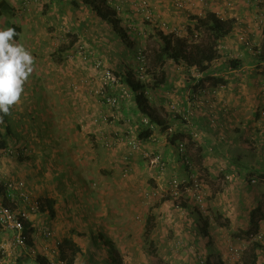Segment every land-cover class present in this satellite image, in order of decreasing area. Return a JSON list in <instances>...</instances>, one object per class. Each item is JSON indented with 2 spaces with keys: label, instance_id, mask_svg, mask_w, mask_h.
<instances>
[{
  "label": "crops",
  "instance_id": "1",
  "mask_svg": "<svg viewBox=\"0 0 264 264\" xmlns=\"http://www.w3.org/2000/svg\"><path fill=\"white\" fill-rule=\"evenodd\" d=\"M5 1L14 15L0 19V30L16 26L15 39L32 55L33 71L23 85L20 101L10 109L7 125L0 120L2 139L11 137L19 147L13 156L0 152V175L4 180H24L36 198L56 201L53 216L49 212L38 215L37 230L31 233L33 244L22 253L26 264H52L54 252L47 255L44 251L50 249L49 242L58 239L63 243L67 237L85 253L78 264H109V241L124 264H201L199 257L206 262L219 257L220 264H227L222 261L224 251L238 244L246 232L264 226V77L257 74L254 64L248 61L240 69L227 70L222 58L214 62L211 69L223 75L227 84L214 87L211 96L201 94L197 103L190 100L187 73L171 72L164 86L170 92L161 90L169 100L158 93L156 106L177 102L173 108L178 105L180 111L188 110L191 118L185 125L175 123L174 129H189L187 134L196 132L200 138L188 142L187 162L162 135L156 141L143 142L140 150L125 159L131 151L126 135L138 136L139 112L130 98L122 100L117 110L94 94L100 86L94 59L124 69L130 61L125 58L127 43L133 37L128 42L121 35L117 39L113 26L83 0H34L21 12L16 8L23 0ZM158 4L160 0H155L154 5ZM52 49L56 54L52 55ZM53 90L62 91V101L69 93V108L83 109L82 121L90 128L87 151L58 149V141L66 134L55 131L51 113L44 112L52 108L45 105L44 94ZM108 116L110 122L104 121ZM5 125L11 135H6ZM115 135L119 136L116 144L106 147L104 142ZM36 140L39 143L34 145ZM99 144L102 149L95 148ZM150 149L164 156L163 170L144 159L143 152ZM57 157L68 162L57 163ZM193 169L205 184L210 217L199 212L193 200L183 207L160 196L167 194L173 176L186 177ZM255 176L258 181L253 184L250 179ZM49 217L50 223L46 222ZM44 227H52L54 236L45 237ZM14 234L0 228V241ZM14 253L7 249L0 264H13ZM258 264H264L263 253Z\"/></svg>",
  "mask_w": 264,
  "mask_h": 264
},
{
  "label": "trees",
  "instance_id": "2",
  "mask_svg": "<svg viewBox=\"0 0 264 264\" xmlns=\"http://www.w3.org/2000/svg\"><path fill=\"white\" fill-rule=\"evenodd\" d=\"M83 1L91 6L103 20L108 21L115 29V32L118 35L124 36L123 38H125L126 42H128V38L130 36L128 22L119 17L111 5L106 2V0ZM4 8H6V10H4ZM3 12H6L7 15H14L13 9L5 0L0 1V14ZM141 17L142 20L145 21L144 24L150 25V35H153V38L156 39V43L158 44L157 48L153 50V54L150 57L149 52L147 53L145 49L134 45V55L130 60L132 64L125 66V68L122 70H117L113 67L112 69L119 77V85L121 86L124 84L133 94L132 97L134 105L139 112V119L145 116L154 125L152 129L147 127L138 128V137L143 142H146L147 140L153 141L150 138L152 133L158 136V138L162 135L165 138L164 140L167 142V144L175 146L176 152L186 161L189 158L187 144L189 141L193 140V134H187L189 129L187 131H183L181 129L176 130L174 129L173 125L177 122H180L184 125L188 123L189 118H191L190 113L188 110H178V106L173 108V106L168 103H166V105L168 104V107L161 104V108H159L152 103L149 96L146 94V91H148V88L152 86V89H156V91H158L161 96L164 97L163 99L166 100L167 97L164 96L165 92H161V90H166L169 93L170 90L165 89L164 87L170 81L169 74L171 72H176L175 70H181L182 72L185 71L187 73L185 75V82H188L187 89L190 90L189 97L192 102L197 103L199 101L198 97L201 96V94L204 95L203 93H205V95L208 93L210 96L211 94L215 93L214 87H218L219 85L223 84L224 76L214 72L213 69H211L214 62L222 58L223 64L227 70H237L243 66V59L227 57V55L218 50L217 47V41L223 42V39L233 31V26L236 21L232 18H223L215 11L207 10L204 15H194L191 17L194 25L188 27V35L184 36L182 34L178 35L173 30H168V28H166L168 24L166 23L165 18L158 16L155 11H153L149 16L142 15ZM146 21L148 23H146ZM148 27L146 26V28ZM13 28L16 30L15 25ZM198 30L201 34V38L206 35L210 41L207 43H204V41L197 42V40L194 39V34L195 31ZM130 47H133V42H131ZM244 47L247 51V59H249V61L254 64V66L258 69L256 70L261 72L260 74L262 75V72H264L262 67V65H264V32L261 45L259 47H249V49H247V45H244ZM140 51H142V53H146V63H141V61L137 58L138 52ZM143 77L145 80H143ZM211 103H213V100ZM161 110L167 111V113L165 112L166 115H162ZM10 116V114L8 115V118L3 116L2 120L6 123L9 121ZM6 125L5 133L6 135H11L10 129L6 127ZM185 137H187V140ZM185 140L187 142H185ZM193 142L195 143V141ZM181 143H184L186 148V151L183 154L184 157L180 154L179 148ZM14 147L15 149H19V147L16 146V141H14L11 137L8 138V136H5L2 139V134L0 132V151L8 153V156H10L11 154L9 151L14 149ZM150 151L159 154L163 160H165L164 156H162L159 151L152 149H150ZM18 158L25 160L20 156H18ZM191 172L196 173L194 169ZM201 181L203 182L202 178ZM0 189L1 192H4V186H2ZM166 199H172L177 205L183 207H187V204L185 203L188 201H194L191 193L187 194L185 192H183V194H181L178 199H174L171 195L166 197ZM35 202L36 206L38 203V207L32 208L33 203ZM55 204L56 201L53 198L50 199L48 197L45 199H32L29 202H23V199L21 198L18 200L17 204H14L15 209H20L22 207L30 211V216L27 219L28 221H25L24 230V233L28 235V246L33 244L34 241L31 233L37 230L35 222L39 220L38 215H40L41 212H49V214L53 216ZM196 206L197 205L194 203V207L197 208L199 212H201L199 206ZM19 216L21 217V215ZM204 223V225H207V222ZM0 227H2L1 222ZM46 229H51L53 231L52 227H44L43 233ZM56 240L59 241L58 239ZM252 244L251 259L249 261L247 260V264H258L259 254H264V244L258 241H253ZM106 245L110 246L108 263L124 264L122 256L115 249L112 242L109 241ZM22 251L24 250L21 249L19 252L14 253L16 255L14 256L15 258L13 264H23L26 262L27 258L25 257V254L21 253ZM84 256L85 253L82 251L80 245L77 244L71 237L65 238L63 243L59 245V249L57 251V258L66 259L69 261V264H78L80 260L79 258ZM43 263L45 264V262ZM205 264H220V259L218 257L216 261L213 260L212 262V260L209 258L207 262L205 261Z\"/></svg>",
  "mask_w": 264,
  "mask_h": 264
},
{
  "label": "rangeland",
  "instance_id": "3",
  "mask_svg": "<svg viewBox=\"0 0 264 264\" xmlns=\"http://www.w3.org/2000/svg\"><path fill=\"white\" fill-rule=\"evenodd\" d=\"M154 2L155 0L153 2L150 1L151 6L153 7V10L155 11L158 10V12L162 15V18H165V21L168 24L166 28H168V30L176 29L178 31V35L182 34L184 36L185 35L187 36L188 27L194 25V23L191 20V17L194 15H200V16L204 15L207 10L215 11L218 13V15H220L223 18L234 19L238 23L236 25L234 24L233 31L230 33L231 35L229 34L226 38H224L223 42L217 41L219 44V45L217 44V47H218V50L226 54L227 57H235V58L243 59L244 60L243 64L249 61V59H247V56H245V54L242 53L244 52L243 50H246L244 45L248 46L247 49H249V47H259L261 45V41L263 38V32H264V23H261L260 18L264 17V0H184V7L182 8L176 7L172 2L169 3L166 1L160 0L161 4H158L157 6L154 5ZM123 15H125L124 18L127 19L128 21V27L129 28L132 27L130 28L129 35L133 37V40H131L128 43L130 45L131 42H133V47L131 48L127 45L128 50H127V54L125 53L126 54L125 58L126 59L130 58L131 60L132 56L134 55L133 52L135 51V46H139L145 49L147 53L148 52L150 53V57H151L153 54V50L157 48L158 44L156 43V39L153 38V35H150V32H151L150 25L144 24L145 21L142 20V18L136 19V16L138 14L134 10L131 0L127 3L124 9ZM140 15L142 16L143 14H139V16ZM4 16L8 17L6 12H3L2 14H0V19L4 18ZM146 23L148 22L146 21ZM134 26L135 28H133ZM146 26L147 27L149 26L148 27L149 29L146 28ZM113 34L117 39H119L118 34L116 32H113ZM194 37H195L194 39L197 40V42L204 41V43H207L210 41L206 35L203 36V38H201V34L199 30L195 31ZM241 37H243V39ZM78 45H80V43H78L76 46ZM119 48H122V46L120 45ZM51 51H52V55L56 54L55 49L54 50L52 49ZM50 52H48V54ZM240 55H244V57L242 58ZM120 59H121V56H120ZM98 61H102V60L94 59V69H95V64ZM102 63L105 66H107L103 61ZM128 64H132V62L129 61ZM262 67L264 69V65H262ZM257 70H256L257 74L258 73L260 74L261 72H258ZM246 73L249 74V72H246ZM262 77H264V72H262ZM30 80L31 79H29V81ZM239 82L240 80H238V83ZM225 84L227 83H225L224 81L223 84L219 85V88L224 87ZM234 84H236V82ZM158 93L159 92L156 91V89H152V86L148 88V92L146 93L154 105H156L155 98L158 95ZM44 95H45V98L43 97V99L47 100L45 102V105L52 106V108L50 109L45 107L46 109L44 110V112L49 111L51 113L48 115L51 117L52 122L54 123V130L60 133L61 135L66 134L65 135L66 137H63L65 138L64 140L58 141L55 139L53 143L57 144V141L60 142L61 145H60V148L58 149H61L62 151L70 150L71 148H72L71 150H76V148H81L83 150L85 148V151H87L88 143L86 141V137L88 138L89 136L90 132H88V130H90V128L88 126L86 127V124L82 121L84 120L83 118L84 116H82L83 109L81 111L80 109L77 110L76 107L69 108L68 103H67L68 102L67 100L69 99L68 92H66L65 94L66 101H62L63 100L62 91L57 93L53 90ZM36 97H38V94H36ZM130 100H133V97H131ZM51 101H55V102L51 103ZM173 104L176 105L177 102H173L172 105ZM179 109L180 108L178 107V110ZM161 112L162 114H165V112L167 113V111L165 110H161ZM132 116L134 118L136 114H133ZM104 121L110 122V117L108 116V120H106V117H105ZM193 138L199 139L200 134L196 132L193 133ZM37 143H39L37 140L33 142L34 145H37ZM53 143H52V146H53ZM69 145H72V147H70ZM95 148L102 149L103 147H102V144H99V145H96ZM48 151H52V148L48 147ZM143 157H145L144 152H143ZM34 159H35L34 162H37L39 157L38 156L34 157ZM57 159H58L57 163H60L62 161L68 162L67 159L62 160V157H59V158L57 157ZM144 159L148 162L146 158ZM99 165H100L99 162L95 163L96 168ZM225 178L230 179L231 175H226ZM255 178L257 179L256 176ZM257 181L258 179L255 182L253 180L250 182L255 184ZM202 183H203V189L205 192L204 203L201 206L199 205L197 206H199L201 213H204L206 214L207 217H210L211 211L207 205L208 195H207V191L205 188V184L204 182ZM114 192L115 193L117 192L116 188L114 189ZM184 192L189 194V192H186V191ZM148 195L149 194H147V196ZM160 196L164 198L170 196L169 190L167 194H160ZM32 199H36L34 194H32ZM50 218L51 217H49V219L46 222L50 223ZM222 222L224 223V221ZM259 228H256V229L252 228L254 229L253 231H251L247 235H246L247 233L246 232L242 237H239L238 239L237 245L246 250V251L244 250V264H247V260L249 261L251 259V247L253 245L252 244L253 241L250 239V237L255 231H258L257 229ZM259 230H264V226L263 228H260ZM227 235L229 236V234ZM49 243L51 245L50 247L51 250L49 249L48 251H44V253H47V255H49L52 252H54L52 254L55 255L56 259H58L57 258V251H58L57 245L54 242H49ZM226 251L227 250H225L224 252ZM67 262L69 264V261ZM228 264H234V263L231 262Z\"/></svg>",
  "mask_w": 264,
  "mask_h": 264
},
{
  "label": "built area",
  "instance_id": "4",
  "mask_svg": "<svg viewBox=\"0 0 264 264\" xmlns=\"http://www.w3.org/2000/svg\"><path fill=\"white\" fill-rule=\"evenodd\" d=\"M106 1L118 13H121L125 9L128 0ZM171 1L178 8L184 7V0ZM24 2L27 4L28 0H25ZM132 5L134 10L146 16H149L154 11L149 0H134L132 1ZM260 21L261 23H264V17H261ZM173 31L178 34L176 29H173ZM241 38L243 39V37ZM145 54L146 53H142V51L138 52L137 58L141 61V63H146ZM95 70L98 73L101 85L99 88L94 89V94L100 96L107 105L118 110L122 100L131 98L133 94L124 84L121 86L119 85V77L116 75V72L111 68L104 67L101 61H98L95 64ZM143 80H145L144 77ZM111 89H115V91H111ZM147 92L148 91H146V93ZM140 122L141 125L147 128L152 129L154 127L153 123H151L145 116L141 117ZM118 138L119 136L115 135L111 139H107L104 142V145L106 147H112L116 144ZM150 138L153 141L157 140V136L154 133H152ZM125 141L131 150L124 156L125 159H128V155L132 154L133 151L140 150L143 145V141L138 136L134 138L129 133H127ZM184 143H181L179 148L181 155H183L186 151V143ZM144 156L152 167H157L160 170H163L166 166L165 160H163L159 154L147 150L144 152ZM252 180L255 182L257 179L252 178ZM2 186H4V192H1L0 189V222L2 225L0 228L14 231L15 234L9 240L0 241V262L6 254L7 249L12 248L17 253L21 249L26 250L28 248V235L24 233V230L25 221H28L27 219L30 216V211L22 207L20 209H15L14 204H17L18 200L21 198L23 199V202L31 201L33 194L32 191L27 189L26 182L22 179L13 180L6 177L4 180L0 175V188ZM184 191L191 193L195 205L201 206L204 203L205 192L203 189V183L196 173H190L187 177L175 175L170 179L169 193L174 199H178ZM36 207H38V203L36 206L35 202L33 203L32 208ZM19 215H21V217ZM44 234L45 237L49 238L53 236V231L51 229H46ZM250 239L254 242L258 241L264 244V230L255 231L251 235ZM54 243L59 249L61 242L56 240ZM23 252L25 251H22L21 253ZM222 256L224 257L222 261H226L227 264L231 262L234 264H244V249L237 244L229 246L227 251L223 253ZM199 260L201 264H205L206 260L203 257H199ZM23 264H26V262ZM52 264H68V262L66 259H56L52 262Z\"/></svg>",
  "mask_w": 264,
  "mask_h": 264
},
{
  "label": "clouds",
  "instance_id": "5",
  "mask_svg": "<svg viewBox=\"0 0 264 264\" xmlns=\"http://www.w3.org/2000/svg\"><path fill=\"white\" fill-rule=\"evenodd\" d=\"M24 1L25 0H23L22 2H18L17 4L18 7L16 9H19L20 10L19 12L27 10L29 8V5L33 3L32 1L34 0H28L27 4ZM129 1L130 0H128L127 3ZM131 1H134V0H131ZM113 10L119 15V17L123 15L124 10L121 13H118L114 8ZM136 13L138 15L141 14L137 11ZM136 19H137V16H136ZM133 28H135V26ZM17 35L18 33L16 32L15 28H7V29L0 30V120L3 119V116L9 115L11 107L20 101L21 95L24 91L23 85L27 81L29 75L33 71V67H32L33 57L28 51L25 50V48L21 44H19L16 41L15 37ZM103 66L108 67V66H105L104 64ZM108 68H111V67H108ZM140 119L138 120V122H140ZM138 125H141V124H138ZM141 126L143 128L145 127L143 125ZM141 126H138V128H140ZM14 149H11L9 151V153L12 156H13ZM1 153H4V152H1ZM5 154H8V153H5ZM18 156H20V154L17 155V157ZM188 164H190V161L188 162ZM190 166L192 165L190 164ZM191 171L190 173H193ZM196 174L200 177L198 173Z\"/></svg>",
  "mask_w": 264,
  "mask_h": 264
}]
</instances>
